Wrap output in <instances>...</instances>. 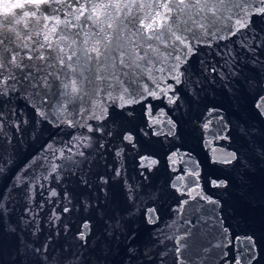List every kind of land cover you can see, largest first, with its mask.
Here are the masks:
<instances>
[{
	"label": "water",
	"instance_id": "water-1",
	"mask_svg": "<svg viewBox=\"0 0 264 264\" xmlns=\"http://www.w3.org/2000/svg\"><path fill=\"white\" fill-rule=\"evenodd\" d=\"M83 2L84 0H81V3ZM54 7L57 9L54 14L72 21L71 24L60 25L55 35L50 34L55 51L47 47L39 48L36 43H43V36L37 37V32L50 33V29L44 28V24L48 22L43 19L39 24L32 20L27 28L24 25L17 26L21 33L32 37L25 40L22 36L21 41H17L21 48L17 50L24 56L26 64H39L47 70L49 53L56 57L59 46H62L66 55L75 51L77 56L73 60L79 58L83 65L84 58L80 49L84 47L82 41L86 37L77 36L76 33H88L90 44L100 37L92 36L91 22L82 24L72 19L69 13H73L75 6L68 4L67 0L65 4ZM251 19L252 30H247V36L251 39L253 35H257L255 43H259L264 39V20L256 16ZM232 40L236 41L237 37H232ZM25 43L29 45L28 49L22 47ZM225 43L227 42L221 41L219 47L213 44L211 49L200 46L198 54L193 56L189 63L195 69L200 68V60L219 67L224 61L217 53L226 51L223 47ZM69 45L71 47H68ZM232 47L234 55L246 54L238 44H233ZM31 48H36L46 59L28 60L25 53L36 55L29 52ZM257 55L260 61L264 62V48H258ZM51 62L56 63L54 60ZM236 68L239 71L240 63ZM153 75L161 78V87L168 83L163 80L167 73ZM200 75V72L196 71L191 78L196 80ZM243 75L249 78L247 85L242 78H228L231 81L228 87L236 90L235 96L228 88L221 86L223 82L217 77L215 82L208 80L195 86V93L198 94H194L192 87L177 86L179 95L176 103L169 104L168 96L173 95L171 92L160 99L150 96L140 99L139 96L132 95L133 89L143 92L145 84L156 88L145 74L143 80L132 84L129 92L124 94L126 100L134 98L139 100L138 103L127 104L122 101L119 98L122 94L120 88L110 90L111 95L101 92L99 95L85 96L82 101H78L74 117L69 113H65L63 117L82 122L83 126L77 124L75 127H69L67 123L56 127L47 121L37 124L34 110L25 100L17 97L12 104L18 112L23 111L24 115L20 119H27L29 122L21 125L19 133L15 128L8 129L12 137L11 144L5 140L3 148H0V154L3 155L0 167L4 169L0 172V193L8 191L16 174L26 164L29 165V174L39 178L33 180L29 187L32 197L31 213L35 214V220L40 226V240L51 235L50 254L53 257L63 255L71 259L67 250L80 251L75 237L86 217L93 226L91 241H95L105 224L112 222L108 217H119L127 207L123 196L111 204H106L103 200L104 193L97 191L95 187L85 188L75 178H70L63 172L59 178H56L55 174L48 175L51 172L50 165L62 163V160L54 159L51 153L41 155L43 149L52 144L59 155L60 149L76 137L74 151L85 153L84 157H75L77 160L86 161L81 165V171L93 176L102 174L111 177L109 188L117 185L122 190L131 185L138 194L137 203L141 207V212L128 229L135 230L136 238L131 243L138 248L137 254L134 257L128 255L124 244H121L119 247L114 246L113 251L107 254L106 259L100 260L99 264H160L157 252L163 250L164 244L170 243L167 240H164V244L160 243L164 236L179 230L183 217L190 214L194 208H201L202 212L211 214L217 207L208 203L207 199H202V196L220 202L217 215L222 219V224L218 226L221 230H228L224 241L227 247L217 250L213 264H235L237 255L241 257V264H247L253 254L256 258L251 264H264V177L257 175L250 182V191L242 190L239 175L242 170L238 165L223 162L232 152L246 155L248 142L252 139L248 133L264 131V117L258 115L255 107L259 97L264 96V68L259 64H245ZM91 91L89 89L90 93ZM143 94L147 96L146 93ZM96 104L100 107H95ZM121 104L125 106L121 107ZM82 109L87 111L81 115ZM92 111H95L96 119L89 118ZM52 119L55 120V117ZM169 121L174 122L176 127L173 128ZM89 126L94 130L89 131ZM126 136H131L132 140H126ZM88 137L91 139H87ZM117 152L120 153L119 156ZM65 155L69 153L66 151ZM36 157H40L37 165H31V161ZM113 169L121 175L116 177ZM45 176L47 179L43 178ZM213 180L217 183L220 180L228 181V189L214 187ZM124 181H127V184ZM25 191L22 188L12 191L13 200L9 208L15 209L13 216L20 215L28 203ZM52 191H55L57 196H51ZM86 199L91 200L92 205L88 211L82 207ZM185 201L188 203L185 204ZM65 206L70 209L69 212L63 211ZM145 208L155 209L154 223L147 221L143 214ZM53 212L59 219L50 221L49 217ZM248 237L252 240L249 241ZM252 243L255 248H252ZM62 249L65 251L62 252ZM147 251L152 252L151 260L145 256ZM225 252L227 256H223ZM95 255L103 254L97 250ZM95 255L92 257V264H96ZM12 259L14 255L5 252L0 257V264H10Z\"/></svg>",
	"mask_w": 264,
	"mask_h": 264
},
{
	"label": "snow or ice",
	"instance_id": "snow-or-ice-1",
	"mask_svg": "<svg viewBox=\"0 0 264 264\" xmlns=\"http://www.w3.org/2000/svg\"><path fill=\"white\" fill-rule=\"evenodd\" d=\"M67 3L75 6L73 13H69L72 19L82 24L91 22L92 36L100 38L90 44L88 33L77 32V36L86 37L82 41L84 47L80 49L84 58L83 65L79 58L73 60L77 56L75 51L66 55L64 47L59 46L56 57L49 53L46 70L42 65L24 62V56L17 50L21 48L17 41H21L22 36L25 40L32 37L21 33L17 26L24 25L27 28L32 20L37 24L41 19L47 21L44 28L50 29V33L37 32V37L43 36V43H36L39 48L47 47L55 51L50 34L55 35L60 25L72 23L66 17L61 18L54 14L57 12L54 5H63L65 0H0V148H3L5 140L11 144L12 137L8 129L15 128L19 133L21 125L29 122L27 119H20L24 115L23 111L18 112L12 104L17 97L25 100L34 110L37 124L47 121L56 127L64 123L75 127L77 124L83 126L82 122L63 117L65 113L74 117L78 101H82L85 96L99 95L101 92L111 95L110 90L120 88L122 94L119 98L122 101L127 104L138 103L139 100L134 98L126 100L124 94L129 92L132 84L143 80L145 74L156 88L145 84L143 92L133 89L132 95L139 96L140 99H147L148 96L160 99L171 92L173 95L168 96V103L174 104L179 95L177 86L192 87L194 94H198L195 93V86L208 80L215 82L218 77L223 82L221 86L228 88L235 96L236 90L228 87L231 83L229 77L234 80L242 78L247 85L249 78L243 75L244 65L259 64L264 68V62L260 61L257 55V49L264 48V39L255 43L257 35H253L251 39L247 36V30H252L253 16L264 20V0H84L83 3L81 0H67ZM145 9L147 11H144ZM232 37H237V40L233 41ZM221 41L227 42L223 46L226 51L217 53L223 58L222 65L218 67L216 64L200 60V68L195 69L189 63L190 59L198 54L200 46L211 49L213 44L219 47ZM233 44H238L246 54L234 55ZM13 45L15 47H12ZM22 47L28 49L29 45L25 43ZM29 52L36 55L25 53L28 60L46 59L36 48L29 49ZM53 60L56 63L51 62ZM238 63L239 71L236 68ZM196 71L201 75L192 80V74ZM153 73H167L163 80L168 83L161 87L163 81ZM89 89L92 90L91 93ZM124 106L121 104V107ZM95 107L100 105L96 104ZM255 107L258 115L264 117V96L259 97ZM85 111L87 109H82L80 114ZM89 118H97L95 111H92ZM169 123L173 128L176 127L174 122ZM88 130L94 129L89 126ZM248 135L252 136V139L248 142L247 154L232 152L223 162L239 166L242 170L239 172L240 188L250 191L252 179L257 175L264 177V131L249 132ZM125 139L131 141L132 137L126 136ZM75 141L76 137H73L72 141L60 149L59 155L52 144L43 149L41 155L51 153L54 159L62 160V163L50 165L51 172L48 175L55 174L56 178H59L63 172L68 177L75 178L85 188L95 187L97 191L104 193L103 200L106 204H111L123 196L127 204L125 212L119 217H108L112 222L105 224L95 241H91L93 226L86 217L75 237L80 251L71 252L68 249L71 259L63 255L53 257L50 254L52 237L49 235L40 240V226L35 220V214L31 213L32 197L29 185L39 178L29 174V165L26 164L16 174L8 191L0 193V257L5 252L14 255L10 264H92V257L97 250L103 254L95 255L96 264H99L100 260L106 259L107 254L113 251L114 246L119 247L121 244H124L128 255L134 257L137 254L138 248L131 243L136 238L135 230H128L130 223L134 222L137 214L141 212L135 188L131 185L122 190L117 185L109 188L111 177L102 174L93 176L82 172L81 165L86 161L77 160L75 157H84L85 153L74 151ZM66 151L69 153L67 156ZM119 155L117 152V156ZM39 158H34L31 165H37ZM2 159L3 155L0 154V160ZM3 171V167H0V172ZM113 171L116 177L121 175L119 171ZM43 178L47 179V176ZM124 183L127 184V181ZM212 184L225 190L229 187L226 180H220L218 183L213 180ZM17 188L26 190L25 199L28 203L20 215L13 216L15 209L9 208V204L13 200L12 191ZM51 196L55 197L57 193L52 191ZM201 198L207 199L208 203L217 207L211 214L202 212L201 208H194L190 214L185 215L180 229L164 236L160 241L161 244H164V240L170 242L164 244L163 250L157 252L160 264H213L217 250L227 247L224 241L228 230H221L218 226L222 224V219L217 215L220 202L203 196ZM184 203L187 204L188 201ZM91 206L89 199L82 204L85 211ZM63 211L69 212L70 209L65 206ZM101 214L103 218V209ZM143 214L149 223L155 222L154 208H145ZM54 219H59L55 212L49 217L50 221ZM248 239L252 240L251 237ZM252 248H255L254 243ZM145 256L151 260L152 252H145ZM223 256H227V253H223ZM255 258L253 254L247 264H251ZM235 264H241L239 255L235 258Z\"/></svg>",
	"mask_w": 264,
	"mask_h": 264
}]
</instances>
